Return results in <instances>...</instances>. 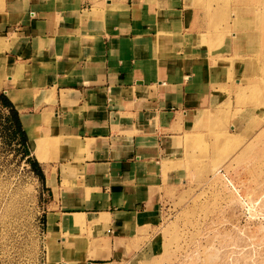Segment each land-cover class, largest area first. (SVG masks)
<instances>
[{
  "label": "crops",
  "instance_id": "1",
  "mask_svg": "<svg viewBox=\"0 0 264 264\" xmlns=\"http://www.w3.org/2000/svg\"><path fill=\"white\" fill-rule=\"evenodd\" d=\"M205 8L0 0V93L42 170L59 263L133 264L181 184L185 138L243 87L245 58L214 44Z\"/></svg>",
  "mask_w": 264,
  "mask_h": 264
},
{
  "label": "rangeland",
  "instance_id": "2",
  "mask_svg": "<svg viewBox=\"0 0 264 264\" xmlns=\"http://www.w3.org/2000/svg\"><path fill=\"white\" fill-rule=\"evenodd\" d=\"M192 4L209 10L214 44L231 39V51L244 56L243 87L185 138L181 184L165 197L151 240L132 263L264 264V0ZM49 200L0 124V264L58 263L46 236Z\"/></svg>",
  "mask_w": 264,
  "mask_h": 264
},
{
  "label": "trees",
  "instance_id": "3",
  "mask_svg": "<svg viewBox=\"0 0 264 264\" xmlns=\"http://www.w3.org/2000/svg\"><path fill=\"white\" fill-rule=\"evenodd\" d=\"M0 124L1 132L7 141H12L18 146L21 156L28 163L31 172L43 181V173L39 164L28 155L25 146L26 137L20 126L17 112L2 93H0Z\"/></svg>",
  "mask_w": 264,
  "mask_h": 264
},
{
  "label": "bare ground",
  "instance_id": "4",
  "mask_svg": "<svg viewBox=\"0 0 264 264\" xmlns=\"http://www.w3.org/2000/svg\"><path fill=\"white\" fill-rule=\"evenodd\" d=\"M39 147L41 148V144L40 143L38 144L37 148H39ZM37 148H36V150H37ZM73 216L74 217H72V218L70 217V220H65V225L66 224H68V225H78V224H82V219L81 218H77V215H73ZM78 261H80V259L77 256L76 259H70V261L64 262L63 264H80V262H78ZM54 262H55V259H50L49 260V264H53ZM55 264H61V263L55 262Z\"/></svg>",
  "mask_w": 264,
  "mask_h": 264
}]
</instances>
